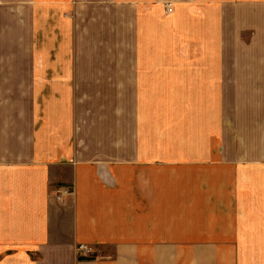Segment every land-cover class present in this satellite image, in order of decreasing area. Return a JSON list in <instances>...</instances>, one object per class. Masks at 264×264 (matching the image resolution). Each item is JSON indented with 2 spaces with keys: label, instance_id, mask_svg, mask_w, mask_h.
I'll use <instances>...</instances> for the list:
<instances>
[{
  "label": "crops",
  "instance_id": "crops-1",
  "mask_svg": "<svg viewBox=\"0 0 264 264\" xmlns=\"http://www.w3.org/2000/svg\"><path fill=\"white\" fill-rule=\"evenodd\" d=\"M0 264H264V0H0Z\"/></svg>",
  "mask_w": 264,
  "mask_h": 264
},
{
  "label": "built area",
  "instance_id": "built-area-1",
  "mask_svg": "<svg viewBox=\"0 0 264 264\" xmlns=\"http://www.w3.org/2000/svg\"><path fill=\"white\" fill-rule=\"evenodd\" d=\"M165 12L166 14L170 15L173 13V5L171 3L169 4H166L165 6ZM59 193V196L57 197L58 200H62V198L66 195H69L70 194V191L69 189L67 188H63V189H60L58 191ZM77 255L80 257V258H83V259H89V258H96L94 252L92 251L91 248H89L88 246H79L77 248Z\"/></svg>",
  "mask_w": 264,
  "mask_h": 264
}]
</instances>
